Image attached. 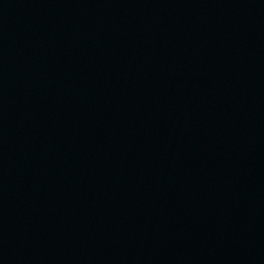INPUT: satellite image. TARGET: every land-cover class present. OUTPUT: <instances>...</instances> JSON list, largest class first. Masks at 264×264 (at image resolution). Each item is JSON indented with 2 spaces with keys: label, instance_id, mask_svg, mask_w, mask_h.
I'll use <instances>...</instances> for the list:
<instances>
[{
  "label": "water",
  "instance_id": "obj_1",
  "mask_svg": "<svg viewBox=\"0 0 264 264\" xmlns=\"http://www.w3.org/2000/svg\"><path fill=\"white\" fill-rule=\"evenodd\" d=\"M0 264H264V0H0Z\"/></svg>",
  "mask_w": 264,
  "mask_h": 264
}]
</instances>
